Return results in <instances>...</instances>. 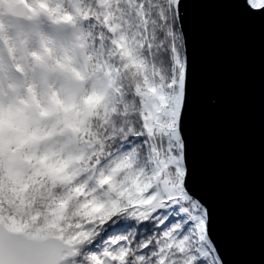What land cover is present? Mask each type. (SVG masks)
<instances>
[{"label":"snow or ice","instance_id":"6c2138e0","mask_svg":"<svg viewBox=\"0 0 264 264\" xmlns=\"http://www.w3.org/2000/svg\"><path fill=\"white\" fill-rule=\"evenodd\" d=\"M235 4L264 17V0ZM188 7L41 3L53 24H73L96 109L70 156L15 189L0 185V264H226L186 159Z\"/></svg>","mask_w":264,"mask_h":264},{"label":"water","instance_id":"95a60500","mask_svg":"<svg viewBox=\"0 0 264 264\" xmlns=\"http://www.w3.org/2000/svg\"><path fill=\"white\" fill-rule=\"evenodd\" d=\"M183 122L193 189L226 264H264V17L189 0Z\"/></svg>","mask_w":264,"mask_h":264},{"label":"clouds","instance_id":"9594fccd","mask_svg":"<svg viewBox=\"0 0 264 264\" xmlns=\"http://www.w3.org/2000/svg\"><path fill=\"white\" fill-rule=\"evenodd\" d=\"M41 3L50 6L48 0H0V58L5 65L11 61L21 77L0 74V185L5 191L21 186L29 173L47 174L53 158L70 156L96 109L85 98L92 91L90 69L79 47H58L45 31L20 39L19 25L49 20ZM54 26L75 32L71 22Z\"/></svg>","mask_w":264,"mask_h":264},{"label":"rangeland","instance_id":"374dc122","mask_svg":"<svg viewBox=\"0 0 264 264\" xmlns=\"http://www.w3.org/2000/svg\"><path fill=\"white\" fill-rule=\"evenodd\" d=\"M62 2L63 0H48L50 6H55L56 4ZM18 27L21 31V40L32 38V36L39 31H45L51 42L58 47H68L73 43V35L71 33L54 26V24L49 20H41L32 25L21 24ZM13 35H15V33H13ZM0 55H2V51H0ZM4 73H6L7 76L12 79L21 78L20 70H18L16 67H13L11 61L5 65L3 59L0 58V74Z\"/></svg>","mask_w":264,"mask_h":264},{"label":"trees","instance_id":"16d2710c","mask_svg":"<svg viewBox=\"0 0 264 264\" xmlns=\"http://www.w3.org/2000/svg\"><path fill=\"white\" fill-rule=\"evenodd\" d=\"M68 32H69V31H68ZM68 32H67V33H68ZM69 33H71V34L73 35V33H72V32H69Z\"/></svg>","mask_w":264,"mask_h":264}]
</instances>
